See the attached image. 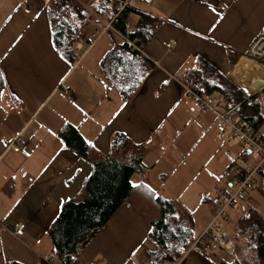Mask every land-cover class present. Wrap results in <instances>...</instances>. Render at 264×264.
I'll return each mask as SVG.
<instances>
[{"label": "crops", "instance_id": "crops-1", "mask_svg": "<svg viewBox=\"0 0 264 264\" xmlns=\"http://www.w3.org/2000/svg\"><path fill=\"white\" fill-rule=\"evenodd\" d=\"M51 1L0 0V222L6 226L0 228V264L60 261L49 227L92 171L90 162L58 136L65 123L74 125L100 153L125 162L140 157L131 182L175 199L191 215V221L184 223L190 233L187 239L195 238L214 215L218 199L215 186L199 180L200 174L194 172L183 180L184 148L191 151L197 142L186 138L184 131L192 127L197 140L208 128L217 136L218 128L216 116L196 109L182 84H189L194 72L211 67L248 96L254 91L250 80L237 81L230 70L249 59L243 56L245 50L264 32V0H152L149 4L129 0L160 20L144 43L141 79L129 99L105 80L100 67L120 37L109 31L101 51L95 50L104 32L90 37L101 27L91 19L85 24L87 35L75 43L73 57H63L52 38L47 13ZM116 1L91 0L98 13L88 5L86 12L108 18ZM127 20L126 30L132 32L138 15L129 13ZM89 57L91 62L84 65ZM263 75L255 62L251 73L243 76L258 77L262 83ZM201 92L221 98L216 92ZM239 110L238 106L237 115ZM117 132L127 139V146L114 150L111 137ZM2 139L20 141L23 147L8 148ZM204 193H211V205ZM203 205L207 206L200 208ZM17 222L25 223L20 236L10 229ZM150 231L147 219L121 203L69 264H223L233 258L245 264L246 255L236 250L245 240L243 235L233 242L234 254L216 245L205 252L189 245L177 254L171 249L158 251ZM254 250L252 264H258Z\"/></svg>", "mask_w": 264, "mask_h": 264}, {"label": "trees", "instance_id": "trees-1", "mask_svg": "<svg viewBox=\"0 0 264 264\" xmlns=\"http://www.w3.org/2000/svg\"><path fill=\"white\" fill-rule=\"evenodd\" d=\"M51 3L47 13L51 22L53 42L63 57L71 58L74 55L75 43L82 37L73 36L74 30L65 16L73 11L78 12V16L83 15L81 6L75 0H53ZM114 11L115 9L111 14ZM132 12L138 15V20L130 36L144 44L160 20L128 3L119 12L115 22V27L121 32L128 27V14ZM110 15L108 18L112 16ZM87 42L90 43V39ZM143 56L119 38L100 62L105 80L118 90L123 99H129L139 85V71L142 65L140 59L142 57L145 60ZM205 71L194 72L193 79L188 83L205 93L220 94L229 105L239 104V118L254 130L261 132L264 126V98L260 99L259 93L248 96L241 87L229 81L215 68L210 67ZM2 84L0 76V89ZM58 136L65 145L90 162L92 171L81 182L76 194L62 205L59 215L49 227L53 249L60 259L57 264H69L82 243L103 226L121 203H126L150 222V237L157 245L158 251L163 249L168 252V249H171L178 254L192 244L194 237L187 239L190 233L186 229L187 219L191 221L190 213L179 208L175 199L165 198L143 183L131 182V175L139 166L140 157L136 156L133 161L125 162L109 153H100L86 142L78 129L70 123H65L59 128ZM125 141L127 139L122 133H114L111 137L112 149L127 146ZM258 173L257 181L264 190V168L259 169ZM237 227L239 233L246 239L249 236V243H253L258 264H264V215L255 207L246 208L244 205L243 212L238 217ZM228 237L232 242H236L235 236ZM194 248L202 252L210 249ZM6 264L22 263L8 261ZM41 264L52 263L48 260L42 261ZM223 264L240 263L233 258Z\"/></svg>", "mask_w": 264, "mask_h": 264}, {"label": "built area", "instance_id": "built-area-1", "mask_svg": "<svg viewBox=\"0 0 264 264\" xmlns=\"http://www.w3.org/2000/svg\"><path fill=\"white\" fill-rule=\"evenodd\" d=\"M137 2L149 4L152 0H136ZM129 3V0H118L114 4V13L109 19L103 20L102 29L93 30V37L97 38L103 31L110 29L114 31L120 39L126 42L131 49L143 54L144 44L138 42L134 37H131V31L125 30L121 32L115 27L119 12ZM243 56L261 65L264 72V32L257 34L249 43ZM173 77V75H171ZM258 77H252L250 84L254 91L250 95L256 93L264 94V75L262 83L255 86L253 81L258 80ZM182 84V83H181ZM184 89L191 97L193 106L202 111L212 112L217 119V136L218 138L234 144H239L249 150L254 155L256 161L250 169L235 168L233 171L234 179L229 186L221 191L217 200V210L206 224V226L194 238L191 246L199 247L203 250L210 248L212 245L221 247L225 252L231 254L234 251V244L228 237L227 231L220 221L222 217L226 222L230 220L225 211L232 207L238 197L250 192H261V187L258 179V171L264 168V132L254 130L249 124L241 120L236 113L239 104L229 105L222 98L213 96H205L198 88L191 84H182ZM5 146L8 148H22L23 143L16 140H4ZM6 227L0 222V228ZM25 223L17 222L11 226V231L17 236L24 232ZM56 264L55 262H51ZM89 264H96L91 262Z\"/></svg>", "mask_w": 264, "mask_h": 264}, {"label": "rangeland", "instance_id": "rangeland-1", "mask_svg": "<svg viewBox=\"0 0 264 264\" xmlns=\"http://www.w3.org/2000/svg\"><path fill=\"white\" fill-rule=\"evenodd\" d=\"M75 2H77V4L81 6L82 13H83V15H81L82 17L78 16V12H74V11L71 12L69 15L65 16V19L69 20L70 25L72 26L74 30L73 36L83 37L87 35L88 26H85V24L87 23H84V22L85 21L88 22L91 19L92 20L90 22H95V20L97 22H100L101 27H97V29L98 30L102 29L103 20H106L109 18H105V16L99 15L100 13L97 14V16L91 15L90 13L88 14L86 12V7H85L87 5L89 9H95L98 13V8L93 5V2H91V0L89 1L87 5H86L85 0H75ZM109 31H112V30L107 29L106 31H103L104 32L103 35L97 41V47H94L95 50L99 49L101 51V49L103 48V43H105L107 41V38L109 37V34H110ZM91 35L93 36V34H90V37ZM83 45L85 47L87 45V42H84ZM90 62L91 60L89 57L84 61V65L89 64ZM254 64H255L254 61L250 59L248 60L245 59V62L243 61L239 62L236 67L230 70L231 75L234 76L236 78L235 80L237 81L240 80L244 84L249 83V80L251 79H247L243 75L251 73V70H253ZM85 73H88V71H85L84 74ZM259 94H260L259 95L260 99L264 98V94L262 93H259ZM261 131L264 132V126L261 128ZM184 132H186V135H185L186 138L188 137L189 140L195 141V142L197 141V142L191 148V151H187L188 149L187 147L184 148L183 153L185 155V159L183 162V170H184L183 171L184 174L182 175V177L184 178L183 180L185 181L187 180L188 177H192L191 174L194 172H196L197 175L200 174L199 180H202L204 182L207 181V185H209L210 187L215 186L214 187L216 190L215 196L217 199L221 191H223L224 189L228 187V183L233 181L234 179L233 171L235 168L239 167L243 169H250L256 161V158L254 157V155L251 154L250 152H247V149H245L244 147L238 144L229 143L222 139L217 138L215 131H213V129L211 128H208V130H206V132H204V134L200 136V138H198L197 140L193 134L192 127L188 126ZM177 170L175 171V173L178 172ZM172 178L173 179L171 180L174 181L175 180L174 177ZM133 181H136V178H134ZM202 196L203 197L208 196L210 200V202L208 203H210V205L212 204L213 201H212L211 193H208V194L204 193L202 194ZM203 203H206V202H202L200 204H203ZM241 204H244L246 208L255 207L257 210H259L260 213L264 215V190L261 189L260 193L250 192L249 194H244L243 196L238 197L236 199L235 204L232 207H229L225 211V213L230 218L228 222H226L222 217L219 218L223 226L225 227L228 233V236H235L234 238L236 240L239 239L240 236L242 235L237 230L239 209H240ZM205 206L203 205L200 208L203 209ZM214 209H215L214 211L216 212L217 205ZM249 242H250L249 236L247 237V239L245 237L244 242L243 240L240 241L239 242L240 246L236 248V250L242 249L241 252L246 255L245 260H243L245 264H252V257L254 256V255H251L253 254V249H255L254 245L253 243H249ZM236 250L234 246V251L231 254H234V252L236 253ZM253 264H256V263H253Z\"/></svg>", "mask_w": 264, "mask_h": 264}, {"label": "water", "instance_id": "water-1", "mask_svg": "<svg viewBox=\"0 0 264 264\" xmlns=\"http://www.w3.org/2000/svg\"><path fill=\"white\" fill-rule=\"evenodd\" d=\"M253 83H254L255 86L261 85V82L259 80H254Z\"/></svg>", "mask_w": 264, "mask_h": 264}, {"label": "snow or ice", "instance_id": "snow-or-ice-1", "mask_svg": "<svg viewBox=\"0 0 264 264\" xmlns=\"http://www.w3.org/2000/svg\"><path fill=\"white\" fill-rule=\"evenodd\" d=\"M166 83V82H165ZM134 186H136V185H134Z\"/></svg>", "mask_w": 264, "mask_h": 264}]
</instances>
